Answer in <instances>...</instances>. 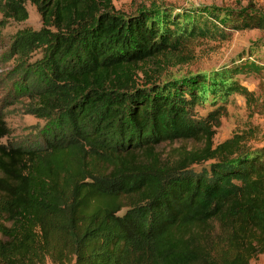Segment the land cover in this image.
<instances>
[{"label": "trees", "instance_id": "1", "mask_svg": "<svg viewBox=\"0 0 264 264\" xmlns=\"http://www.w3.org/2000/svg\"><path fill=\"white\" fill-rule=\"evenodd\" d=\"M26 1L42 24L14 46L19 58L40 54L22 86L46 123L33 144L14 146L0 118V264H250L264 254V146L242 134L214 143L224 103L243 88L236 76H264V63L242 55L161 79L187 62L191 40L264 31V13L123 14L112 0H5L3 10L26 20ZM178 141L201 146L161 159L156 148Z\"/></svg>", "mask_w": 264, "mask_h": 264}, {"label": "rangeland", "instance_id": "2", "mask_svg": "<svg viewBox=\"0 0 264 264\" xmlns=\"http://www.w3.org/2000/svg\"><path fill=\"white\" fill-rule=\"evenodd\" d=\"M116 10L123 14L132 13L139 8L173 6L179 9L191 7L216 6L237 8L249 6L264 13V0H112ZM5 0H0V118L9 129V135L2 139L4 144L28 146L39 136L36 133L45 126L46 121L30 114V103L23 94L22 83L27 78L32 61L40 57L38 51H29L19 58L14 46V37L22 29L39 30L41 17L36 7L29 1L24 3L27 19L19 21L9 13L5 14ZM187 62L178 66H165L161 79L172 75H182L195 71H211L239 61L242 55H251L259 63H264V31L258 29L235 31L228 40L214 41L199 37L189 42ZM25 71V72H24ZM242 85L224 103L226 109L216 128L214 143H221L233 135H244L247 145L264 146V76L262 73H240L236 76ZM220 104L217 102V105ZM216 105V106H217ZM214 108L206 104L197 108L198 115H204ZM200 147L194 141L164 143L156 148L161 159L173 160L176 148ZM198 169L197 167H195ZM2 175L0 169V176ZM44 264H54L47 259ZM74 264V263H71ZM250 264H264V254L252 259Z\"/></svg>", "mask_w": 264, "mask_h": 264}]
</instances>
